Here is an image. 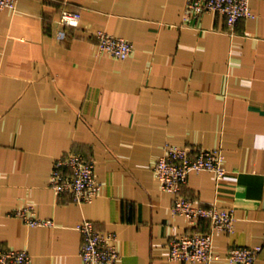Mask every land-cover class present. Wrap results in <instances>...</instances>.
I'll use <instances>...</instances> for the list:
<instances>
[{
	"label": "crops",
	"instance_id": "0c3cea01",
	"mask_svg": "<svg viewBox=\"0 0 264 264\" xmlns=\"http://www.w3.org/2000/svg\"><path fill=\"white\" fill-rule=\"evenodd\" d=\"M186 4L19 0L0 10V246L28 251L32 264H85L78 226L91 220L118 236V264H230L234 246H262L264 264V0L234 30L215 12L183 26ZM64 12H80V25L61 27ZM98 30L130 41L132 55L99 53ZM169 145L223 151L224 177L194 173L182 191L235 211L210 263L170 260L172 236L211 222L173 214L154 173ZM71 152L95 162L102 188L91 204L50 187ZM25 206L54 226L10 216Z\"/></svg>",
	"mask_w": 264,
	"mask_h": 264
},
{
	"label": "built area",
	"instance_id": "2783aa9c",
	"mask_svg": "<svg viewBox=\"0 0 264 264\" xmlns=\"http://www.w3.org/2000/svg\"><path fill=\"white\" fill-rule=\"evenodd\" d=\"M251 0H187L183 16V26L197 23L205 14L218 13L226 17L228 27L234 30L243 18H254ZM19 0H0V10L16 9ZM80 12H64L58 24L61 27H78ZM63 37V31H59ZM99 53L109 54L116 59H127L134 51L133 44L122 37L106 31L95 33ZM95 162L84 155L71 152L54 164L50 187L60 196L69 194L78 204H91L101 192V184L95 173ZM214 172L218 178L227 173L224 167V154L221 149H203L200 147L167 146L164 155L158 160L154 173L161 188L174 196L173 214L184 216L190 225H196L201 219H209V232H195L172 236L170 260L175 262H206L216 258L214 243L216 234L233 232L236 216L234 209L210 207L182 194L188 184L189 176L194 173ZM32 227H51L54 221L40 218L34 206H25L10 213ZM78 230L82 235L80 256L85 264H118L121 253L118 249V236L115 233H103L96 229L91 220H84ZM262 246H234L227 255L230 264H255ZM33 256L26 250L4 248L0 246V264H32Z\"/></svg>",
	"mask_w": 264,
	"mask_h": 264
}]
</instances>
